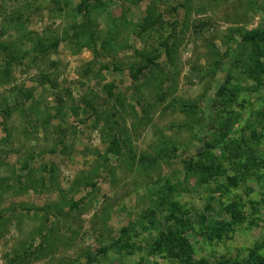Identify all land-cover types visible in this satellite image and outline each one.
<instances>
[{"label":"rangeland","instance_id":"1","mask_svg":"<svg viewBox=\"0 0 264 264\" xmlns=\"http://www.w3.org/2000/svg\"><path fill=\"white\" fill-rule=\"evenodd\" d=\"M201 261L264 263V0H0V264Z\"/></svg>","mask_w":264,"mask_h":264},{"label":"trees","instance_id":"2","mask_svg":"<svg viewBox=\"0 0 264 264\" xmlns=\"http://www.w3.org/2000/svg\"><path fill=\"white\" fill-rule=\"evenodd\" d=\"M177 234H179V233H177ZM173 235V234H172ZM177 236V237H176ZM176 236H173V238H171V240L173 241V242H175V241H179V242H182V240H181V238L179 237V235H176ZM201 264H203V262L201 261L200 262ZM264 264V263H263Z\"/></svg>","mask_w":264,"mask_h":264}]
</instances>
